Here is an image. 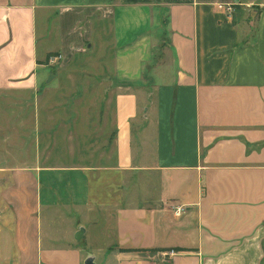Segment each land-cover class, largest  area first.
<instances>
[{
    "label": "crops",
    "instance_id": "0c3cea01",
    "mask_svg": "<svg viewBox=\"0 0 264 264\" xmlns=\"http://www.w3.org/2000/svg\"><path fill=\"white\" fill-rule=\"evenodd\" d=\"M237 1L0 0V92H58L43 105L38 159L13 168L18 264H84L85 224L102 221L94 264H264V3L226 7ZM159 43L171 68H154V112L135 127L128 85ZM93 47V70L52 77L92 75L85 98L42 84L48 53L64 61ZM55 212L73 227L54 229Z\"/></svg>",
    "mask_w": 264,
    "mask_h": 264
},
{
    "label": "rangeland",
    "instance_id": "374dc122",
    "mask_svg": "<svg viewBox=\"0 0 264 264\" xmlns=\"http://www.w3.org/2000/svg\"><path fill=\"white\" fill-rule=\"evenodd\" d=\"M242 1L247 0H240L234 3L231 2L226 7L238 5ZM252 3L253 5L251 7L258 10L260 9V5L264 3V0H253ZM226 9L229 10V8ZM167 36L168 33L165 34L164 39L167 38ZM160 46L161 44L159 43L155 49L157 55L155 59L156 63L153 61L151 66L148 65L146 67L141 84L128 85V90L133 91L139 99L137 123H134L135 127H142L144 124L142 121L145 120V107H148L149 110L151 109L150 113L154 112V109H152V107H154V97L152 96V92H154V76L152 75L154 68L161 69L162 67L165 68L166 65H169L168 68H171V61L169 60L167 63V58L163 50L164 48L162 49ZM94 48L95 47L88 49L84 53L76 54L75 57H71L69 60L65 58L64 61L59 52L48 53L41 62L43 67L40 69L39 75L42 77L45 72L48 73L46 79L42 80V84L50 83V86L53 87L60 83L68 88L75 87V92L76 90L80 91L82 86L88 84L89 81H93L92 75L88 73L75 74L73 80L68 79L66 75H57V78L55 79H52V77L58 72V70L64 67H68V69L85 67L86 69L93 70L91 69L93 62H90L89 60L94 59L93 57L97 55ZM108 60V65L112 68L111 58ZM100 77L103 78L101 74ZM106 78L108 79V76L105 77V79ZM48 79H51L50 82H46ZM108 81L111 88H117V83L112 74ZM91 83L92 82H89V84ZM46 88L47 87H43L40 84V86H38L39 90L33 92H0V264H18L16 234L17 229L21 228L22 214L25 210H23L24 204L22 203V187H16L14 185L13 168H21L25 165H31L38 159V149L45 141L43 138H40V136L43 135L41 132H44L47 128L46 125L44 126L46 113L44 112L45 109H43V105L45 104V100L51 97V94L55 97L58 93L56 90H54L55 92H51ZM75 92H70L72 97ZM98 92L101 93L100 90H96V94H98ZM115 93L116 92H112V96ZM79 94H81L82 98H85L87 91H80ZM65 98L70 97L66 96ZM152 119L154 120L153 117ZM19 180H22L21 176ZM19 183L21 184V182ZM13 187H15L14 190L17 189L18 191L14 194V202L9 203L7 200L8 195H6V193ZM10 194H13V192H10ZM27 205L28 204L25 205L26 208ZM55 213L58 218L53 221L54 223L52 224V227L54 229L63 232L66 230L68 231V229L73 227V222L67 219L66 216H63L61 212ZM45 214L46 212L42 211V215L45 216ZM16 215L18 216V219L16 218ZM102 222L103 224L99 223L98 225L87 224L85 222V240L89 241V244L91 245V250L88 252H90L91 255H94L95 252L98 258L102 257L103 252L98 249L102 248V245L105 243L106 239L104 234L108 229V222ZM49 226L50 223L47 222H43L42 224V228H47Z\"/></svg>",
    "mask_w": 264,
    "mask_h": 264
},
{
    "label": "water",
    "instance_id": "95a60500",
    "mask_svg": "<svg viewBox=\"0 0 264 264\" xmlns=\"http://www.w3.org/2000/svg\"><path fill=\"white\" fill-rule=\"evenodd\" d=\"M88 47H89V46H87V48H88ZM49 80H50V79H48L47 82H49ZM83 232H84V228L79 227L78 230H77V232H76L75 235H74V238H75L76 240L80 239V237L82 236V233H83ZM84 264H94V262H93V256H92V255H88V256L86 257V259L84 260Z\"/></svg>",
    "mask_w": 264,
    "mask_h": 264
},
{
    "label": "built area",
    "instance_id": "2783aa9c",
    "mask_svg": "<svg viewBox=\"0 0 264 264\" xmlns=\"http://www.w3.org/2000/svg\"><path fill=\"white\" fill-rule=\"evenodd\" d=\"M219 7H221V6H219ZM182 209L183 208L181 206H177V207L174 208V213L176 215H178L180 212H182Z\"/></svg>",
    "mask_w": 264,
    "mask_h": 264
},
{
    "label": "trees",
    "instance_id": "16d2710c",
    "mask_svg": "<svg viewBox=\"0 0 264 264\" xmlns=\"http://www.w3.org/2000/svg\"><path fill=\"white\" fill-rule=\"evenodd\" d=\"M177 250H183L182 248H176ZM130 249H123V251H129Z\"/></svg>",
    "mask_w": 264,
    "mask_h": 264
}]
</instances>
